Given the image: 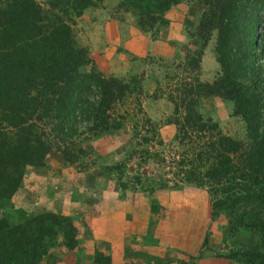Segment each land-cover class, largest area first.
<instances>
[{
	"label": "trees",
	"instance_id": "trees-1",
	"mask_svg": "<svg viewBox=\"0 0 264 264\" xmlns=\"http://www.w3.org/2000/svg\"><path fill=\"white\" fill-rule=\"evenodd\" d=\"M182 1L121 0L120 7L135 14L143 31L156 33ZM198 1L201 48L187 51L179 65L186 76L178 74V81L166 86L174 105L168 123L176 126L175 142L183 147L173 154L171 172L181 182L208 187L212 216L226 217L231 236L250 233V242L233 254L241 264H264V0ZM95 3L0 0V172L40 165L54 148L70 160L68 149L81 136L121 128L110 112L143 93L145 74L126 80L105 77L95 67L81 71L90 62L88 52L76 44L64 17L81 16ZM215 35L220 71L212 82L199 81L191 73L200 69ZM163 90L159 82L154 93ZM204 96L234 103V114L246 123L247 141L227 135L200 113L197 102ZM52 220L40 215L16 224L0 221V264H40L52 246L46 241ZM113 261L96 250L93 264Z\"/></svg>",
	"mask_w": 264,
	"mask_h": 264
},
{
	"label": "rangeland",
	"instance_id": "rangeland-1",
	"mask_svg": "<svg viewBox=\"0 0 264 264\" xmlns=\"http://www.w3.org/2000/svg\"><path fill=\"white\" fill-rule=\"evenodd\" d=\"M120 2L96 0L81 16L64 18L76 44L88 52L90 62L81 71L95 67L105 77L126 80L145 74L143 93L130 95L110 112L121 128L81 136L68 149L70 160L54 148L40 165L1 171L0 221L52 217L46 238L52 246L40 264H93L96 250L114 245L115 264H241L233 254L250 242V233L231 236L226 217L212 216L208 187L181 182L171 172L173 154L183 147L175 142L176 126L168 123L174 105L166 86L178 81L176 75L186 76L179 65L187 51L201 48L203 6L183 0L167 12V25L155 33L143 31ZM215 46L216 35L192 77L215 79L220 71ZM159 82L164 90L155 94ZM197 103L200 113L224 133L247 141L246 123L234 114L233 102L204 96ZM146 240L167 250L166 256L138 249Z\"/></svg>",
	"mask_w": 264,
	"mask_h": 264
},
{
	"label": "crops",
	"instance_id": "crops-1",
	"mask_svg": "<svg viewBox=\"0 0 264 264\" xmlns=\"http://www.w3.org/2000/svg\"><path fill=\"white\" fill-rule=\"evenodd\" d=\"M135 211V210H134ZM134 213V212H133ZM174 222H169V226L170 227H172L173 226V228H174ZM148 237V236H147ZM146 237V238H147ZM147 242H148V244H146V245H144V246H142V247H140V248H138V249H143V250H146L147 252H151V254H153V255H159L160 257H164V256H166V254L168 253L167 252V250H162V251H160V250H157V249H155V248H153V246H151V241H149V240H146ZM115 246L116 245H114L112 248L113 249H111L110 247H108V249L106 248V246H104L103 248H99L98 250H101V251H103V252H107L108 251V255L110 254L112 257H115V255H116V252L114 251V249H115ZM118 246V245H117ZM170 251V250H169Z\"/></svg>",
	"mask_w": 264,
	"mask_h": 264
}]
</instances>
